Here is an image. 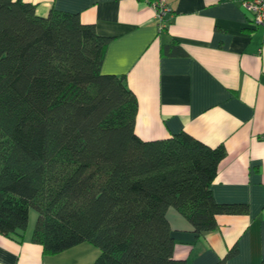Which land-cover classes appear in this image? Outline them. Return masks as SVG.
<instances>
[{
    "label": "trees",
    "instance_id": "16d2710c",
    "mask_svg": "<svg viewBox=\"0 0 264 264\" xmlns=\"http://www.w3.org/2000/svg\"><path fill=\"white\" fill-rule=\"evenodd\" d=\"M109 39L77 12L0 0V233L21 241L32 209L43 253L87 241L99 249L90 264H188L174 257L167 208L198 237L248 204L212 195L222 143L136 134L125 75L101 70ZM161 51L186 53L175 39Z\"/></svg>",
    "mask_w": 264,
    "mask_h": 264
},
{
    "label": "crops",
    "instance_id": "0c3cea01",
    "mask_svg": "<svg viewBox=\"0 0 264 264\" xmlns=\"http://www.w3.org/2000/svg\"><path fill=\"white\" fill-rule=\"evenodd\" d=\"M77 12L110 37L101 70L124 74L137 101L136 134L145 140L184 130L226 149L210 185L218 202H245L246 213L216 215L215 229L194 237L174 207L166 218L174 257L212 264L233 243L226 264H260L264 258V25L253 23L241 0H165L159 28L153 0H26ZM175 39L183 55L162 53ZM30 209L21 241L0 233V264H90L99 249L83 241L53 254L30 240Z\"/></svg>",
    "mask_w": 264,
    "mask_h": 264
},
{
    "label": "built area",
    "instance_id": "2783aa9c",
    "mask_svg": "<svg viewBox=\"0 0 264 264\" xmlns=\"http://www.w3.org/2000/svg\"><path fill=\"white\" fill-rule=\"evenodd\" d=\"M245 9L252 13V21L255 24L264 25V0H241ZM155 17L159 28L164 25V16L169 11L165 0H153Z\"/></svg>",
    "mask_w": 264,
    "mask_h": 264
},
{
    "label": "rangeland",
    "instance_id": "374dc122",
    "mask_svg": "<svg viewBox=\"0 0 264 264\" xmlns=\"http://www.w3.org/2000/svg\"><path fill=\"white\" fill-rule=\"evenodd\" d=\"M96 247V246H95ZM97 248V247H96Z\"/></svg>",
    "mask_w": 264,
    "mask_h": 264
}]
</instances>
